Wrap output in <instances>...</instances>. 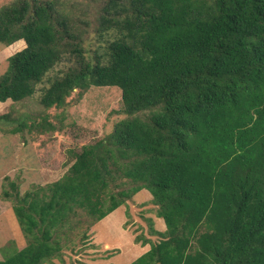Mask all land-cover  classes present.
<instances>
[{
    "label": "trees",
    "instance_id": "obj_1",
    "mask_svg": "<svg viewBox=\"0 0 264 264\" xmlns=\"http://www.w3.org/2000/svg\"><path fill=\"white\" fill-rule=\"evenodd\" d=\"M92 1L93 48L75 0L0 6V43L24 41L7 57L0 102L30 97L46 77L44 107L114 86L126 115L58 179L23 195L9 183L26 244L0 264H51L85 217L88 228L143 188L164 229L149 226V248L128 264H264V0Z\"/></svg>",
    "mask_w": 264,
    "mask_h": 264
},
{
    "label": "rangeland",
    "instance_id": "obj_2",
    "mask_svg": "<svg viewBox=\"0 0 264 264\" xmlns=\"http://www.w3.org/2000/svg\"><path fill=\"white\" fill-rule=\"evenodd\" d=\"M10 1L0 0V6ZM98 5L92 0L73 2L72 14L84 20L79 25L88 48L96 44ZM23 46V40L12 47L0 43V75L6 70L7 57ZM57 69L58 66L47 76ZM47 85L45 77L30 97L0 102V114L17 120L1 124L5 128H0V259L3 252L10 253L15 246L19 249L26 244L12 211L15 199L3 195L4 189L12 192L9 183L15 182L19 194L23 195L36 185L58 179L83 144L106 136L119 119L126 117L118 87L91 86L81 94L74 89L66 97L64 106L44 107L39 99ZM21 121L20 131L7 130ZM128 185L123 182L121 187ZM155 211L150 192L143 188L88 228L90 218L85 217L76 230L62 238L60 258H52L51 264H128L149 248L148 243H141L143 237L149 236V226L164 229ZM83 232H86L84 238Z\"/></svg>",
    "mask_w": 264,
    "mask_h": 264
}]
</instances>
